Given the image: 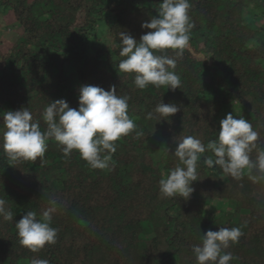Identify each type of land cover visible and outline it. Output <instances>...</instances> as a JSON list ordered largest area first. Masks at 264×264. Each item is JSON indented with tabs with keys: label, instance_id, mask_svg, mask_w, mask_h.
Listing matches in <instances>:
<instances>
[{
	"label": "trees",
	"instance_id": "1",
	"mask_svg": "<svg viewBox=\"0 0 264 264\" xmlns=\"http://www.w3.org/2000/svg\"><path fill=\"white\" fill-rule=\"evenodd\" d=\"M161 2L0 0V33L19 31L13 41L0 35V115L28 107L43 131L50 102L63 98L77 108L82 85H115L130 97L128 114L143 132L116 141L103 170L77 150L65 157L54 139L43 163L10 161L0 136V198L14 215L0 217V264H197L193 245L220 227L243 233L224 250L230 264H264V182L253 183L254 170L237 180L202 158L189 199L162 197L159 186L178 163L175 140L191 135L206 145L228 113L249 120L264 146V0H190L195 27L174 70L181 88L140 90L134 74L119 72V33L139 40L151 31L141 23L158 16ZM97 34L110 43L97 42ZM156 54L175 58L172 49ZM161 101L180 110L147 119ZM50 197L61 202L51 222L57 239L32 252L19 243L15 223L27 211L41 215Z\"/></svg>",
	"mask_w": 264,
	"mask_h": 264
},
{
	"label": "clouds",
	"instance_id": "2",
	"mask_svg": "<svg viewBox=\"0 0 264 264\" xmlns=\"http://www.w3.org/2000/svg\"><path fill=\"white\" fill-rule=\"evenodd\" d=\"M190 0H162L157 12L141 27L151 31L142 34L139 40L130 33L121 31V59L119 72L134 74V84L144 90L149 85L159 89L166 86L175 91L181 88V78L174 71L177 59L183 56L188 47L191 30L195 27L189 11ZM174 50L175 58L163 53ZM130 97L118 95L116 86L109 90L100 86L82 85L79 88L78 107H70L61 98L50 102L42 116L46 128L42 131L40 122L34 120L28 107L3 112L2 147L10 161H44L50 139L61 146L65 157L77 150L93 169L109 168L112 154L116 152V141L135 133L136 138L143 136L138 125L128 114ZM176 104L158 103L154 110L147 113V119L157 118V122L168 119L179 111ZM259 133L249 120L236 118L228 113L221 119L218 136L206 145L201 139L186 135L175 140L176 148L171 152L178 163L166 177L159 180L162 197H183L189 199L194 191L192 183L198 180V169L203 164L208 167L218 165L225 174L241 179L246 170H252L249 178L253 183L264 182V146L258 144ZM210 151L212 156H205ZM256 152L255 159L251 154ZM213 156L215 159H213ZM6 201L0 198V217L13 221V212L5 207ZM61 202L50 197L48 206L38 216L35 211H27L15 223L19 243L32 252L46 244H54L58 229L51 226L53 214ZM239 227H220L208 230L200 237V243L193 245L192 251L197 264H230L234 259L231 252L224 251L230 244L237 243L242 235ZM32 264H48L47 260H33Z\"/></svg>",
	"mask_w": 264,
	"mask_h": 264
},
{
	"label": "rangeland",
	"instance_id": "3",
	"mask_svg": "<svg viewBox=\"0 0 264 264\" xmlns=\"http://www.w3.org/2000/svg\"><path fill=\"white\" fill-rule=\"evenodd\" d=\"M18 34L19 31L17 30V28L3 29L2 32L0 33V35H2L3 38L9 41L15 40ZM96 40L97 42L104 43L105 45H108L110 43V40L106 37L105 34H97ZM206 208H208V205L206 206ZM215 212L220 213V210L216 208Z\"/></svg>",
	"mask_w": 264,
	"mask_h": 264
}]
</instances>
